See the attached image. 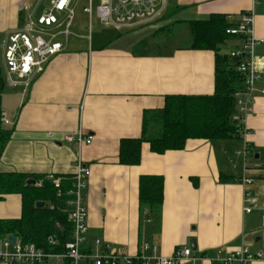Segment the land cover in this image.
<instances>
[{
  "label": "crops",
  "instance_id": "0c3cea01",
  "mask_svg": "<svg viewBox=\"0 0 264 264\" xmlns=\"http://www.w3.org/2000/svg\"><path fill=\"white\" fill-rule=\"evenodd\" d=\"M53 1L0 0V36L21 30ZM85 2L71 0L69 25L65 13H55L57 24L48 33L55 34L63 49L40 73L28 82L13 76L15 87L3 75L7 94L4 102L1 98L2 119L11 135L0 172L68 179L80 159L90 170L84 191L86 247L99 239L112 251L135 256L148 244L157 246L161 257L189 249L193 259L181 264H215L218 253L225 256L246 247L262 253L252 264H264V0H163L162 16L155 22L121 30L89 27L88 36L70 37L76 16L91 26L94 13H83ZM93 6L91 0L92 11ZM251 11L254 36L262 43L254 50L258 80L251 111L241 123L246 133L228 140H187L181 151L163 154L142 143L137 165L119 164L120 142L140 138L143 116L160 111L166 97L214 92V54L190 49L191 35L186 45H178L182 30L174 35L175 28L189 31L190 22L211 15H223L235 27L241 14ZM238 46L239 39L232 37L219 52L226 55ZM224 47L227 53L221 52ZM76 131L92 136L91 144L64 141ZM143 176L162 179L158 216L140 209ZM242 178L252 180L248 191L256 199L249 214L244 212ZM20 213L19 196L0 203V219H17ZM3 243L4 238L0 252L6 250Z\"/></svg>",
  "mask_w": 264,
  "mask_h": 264
},
{
  "label": "built area",
  "instance_id": "2783aa9c",
  "mask_svg": "<svg viewBox=\"0 0 264 264\" xmlns=\"http://www.w3.org/2000/svg\"><path fill=\"white\" fill-rule=\"evenodd\" d=\"M158 1L99 0L95 8V16L104 26L116 30L128 29L160 19L164 4L163 0L157 3ZM70 4L71 0H54L45 13L35 20L29 18L21 30L0 36V64L5 81L9 86H16V82L12 79L13 76L20 79L25 78L28 82L35 74L42 71L52 56L63 49L61 43L54 41L55 34H49L48 30L57 24L55 13H65L69 25L73 18ZM82 11L89 17L91 16L93 13L91 0H88V5ZM62 34L66 37L68 31L64 30ZM225 34L239 39V46L228 55L237 62L235 70L242 78L241 89L234 93L236 112L233 116L236 132L240 136L246 133L241 123L251 111L255 85L258 80L253 65L254 50L257 44L262 43V40H257L254 36L252 11L241 14L239 23L235 27L226 29ZM48 35L50 37L47 40L43 38ZM261 94H264V89L261 90ZM2 122L8 125L4 118ZM92 139V136H84L80 131L64 136L65 142L78 145H89ZM89 176V168L78 159L75 163V172L71 176V186L66 192H63L61 188V178L54 175L45 177L53 186L56 198L61 199L64 194L66 196L64 202L67 207V222L71 226V233L63 244L61 252L47 253L33 244H21L17 238H15V244H11L6 237L3 243L6 250L0 252V262L5 264H181L185 260L193 259L189 249H176L171 256L161 257L158 255L157 246L148 244H143L140 253L135 256L121 251H112L99 239L93 240L91 247H86L88 228L84 191ZM240 181L246 187L244 212L249 214L256 205V199L248 191L252 180L242 178ZM34 185L40 188L42 180L36 181ZM49 208L53 209V206L49 205ZM56 228L60 229V226L56 225ZM48 244L56 245L57 241L50 236ZM8 249L10 251H7ZM261 258V252L251 253L248 248L243 247L225 256L218 253L212 262L215 264H252Z\"/></svg>",
  "mask_w": 264,
  "mask_h": 264
},
{
  "label": "trees",
  "instance_id": "16d2710c",
  "mask_svg": "<svg viewBox=\"0 0 264 264\" xmlns=\"http://www.w3.org/2000/svg\"><path fill=\"white\" fill-rule=\"evenodd\" d=\"M190 49L210 51L214 54V92L211 96H168L163 108L143 116L142 135L138 139L122 140L118 162L135 166L140 159V146L149 145L150 151L163 154L181 151L187 140H228L239 137L233 116L236 112L234 93L241 89L242 78L236 72V61L228 54H220V46L232 38L225 34L230 28L223 15H211L206 20L188 24ZM4 89L3 71L0 65V160L10 139L11 131L2 122L1 98ZM58 177V176H55ZM42 180V186L27 184ZM71 186V178H61L63 192ZM20 198V217L0 219V239L17 238L21 244H33L47 253H59L68 240L71 226L63 197L56 198L55 191L45 177H34L17 172H0V203L8 196ZM163 199V183L160 177L143 176L139 179L138 201L140 209L158 216ZM36 202L44 208L36 209ZM53 206V209L49 208ZM60 226V229L56 228ZM52 236L56 245L48 244Z\"/></svg>",
  "mask_w": 264,
  "mask_h": 264
},
{
  "label": "rangeland",
  "instance_id": "374dc122",
  "mask_svg": "<svg viewBox=\"0 0 264 264\" xmlns=\"http://www.w3.org/2000/svg\"><path fill=\"white\" fill-rule=\"evenodd\" d=\"M86 0H82V2H85ZM86 3V2H85ZM159 3V1L157 2ZM97 5V0H94V6H93V17H92V22H91V26H89V23H88V19L84 18L83 20L81 19L80 20V17L76 16L75 19H74V22H73V27L69 30V35L70 37H72V35H82V36H88L89 35V29L91 28V31H96L97 29H103L105 28L106 26H104L98 19H95V7ZM90 27V28H89ZM177 28V27H176ZM175 28L174 30V35L177 34V32L179 30H182L181 33H178V35L180 36L178 42L179 44L178 45H186L187 44V41L189 39V36H190V33L187 29V27H178L177 29ZM90 31V32H91ZM180 32V31H179ZM162 36H165L162 35ZM160 36V37H162ZM44 39H47L48 36H43ZM177 41V39H176ZM222 53H227L229 51V48L227 47H224L223 49H221ZM231 51L228 52V54L230 53ZM6 92H3L2 93V100L4 102V97L6 98Z\"/></svg>",
  "mask_w": 264,
  "mask_h": 264
},
{
  "label": "water",
  "instance_id": "95a60500",
  "mask_svg": "<svg viewBox=\"0 0 264 264\" xmlns=\"http://www.w3.org/2000/svg\"><path fill=\"white\" fill-rule=\"evenodd\" d=\"M27 184H29V185H33L34 182H33V181H30V182H28ZM34 207H35L36 209H42V208H44V203H43V202H36L35 205H34ZM7 240H8L11 244H15V238H14L13 236H8V237H7Z\"/></svg>",
  "mask_w": 264,
  "mask_h": 264
}]
</instances>
